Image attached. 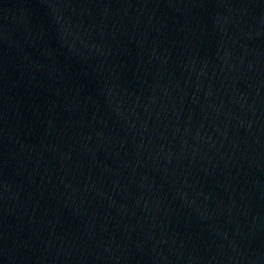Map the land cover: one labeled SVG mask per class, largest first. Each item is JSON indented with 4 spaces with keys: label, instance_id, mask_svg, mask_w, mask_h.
Here are the masks:
<instances>
[{
    "label": "water",
    "instance_id": "water-1",
    "mask_svg": "<svg viewBox=\"0 0 264 264\" xmlns=\"http://www.w3.org/2000/svg\"><path fill=\"white\" fill-rule=\"evenodd\" d=\"M0 264H264V0H0Z\"/></svg>",
    "mask_w": 264,
    "mask_h": 264
}]
</instances>
